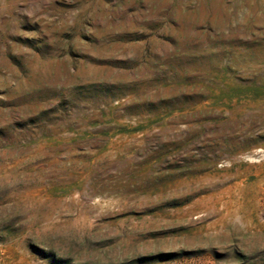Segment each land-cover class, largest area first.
I'll return each mask as SVG.
<instances>
[{"label": "rangeland", "instance_id": "rangeland-1", "mask_svg": "<svg viewBox=\"0 0 264 264\" xmlns=\"http://www.w3.org/2000/svg\"><path fill=\"white\" fill-rule=\"evenodd\" d=\"M0 264H264V0H0Z\"/></svg>", "mask_w": 264, "mask_h": 264}]
</instances>
